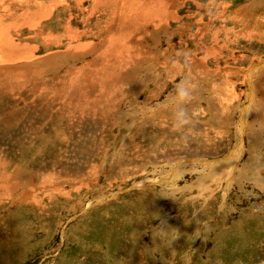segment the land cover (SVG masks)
<instances>
[{"label":"rangeland","instance_id":"rangeland-1","mask_svg":"<svg viewBox=\"0 0 264 264\" xmlns=\"http://www.w3.org/2000/svg\"><path fill=\"white\" fill-rule=\"evenodd\" d=\"M2 1L10 38L43 61L30 84H61L62 103L0 96V264H264V104L240 110L264 65V0ZM112 54L131 78L98 63ZM112 76L129 83L116 104L72 96Z\"/></svg>","mask_w":264,"mask_h":264},{"label":"bare ground","instance_id":"bare-ground-1","mask_svg":"<svg viewBox=\"0 0 264 264\" xmlns=\"http://www.w3.org/2000/svg\"><path fill=\"white\" fill-rule=\"evenodd\" d=\"M65 1V0H64ZM80 1V0H79ZM122 1V0H121ZM163 1V0H162ZM167 1V0H166ZM0 2L2 3V4H4V2L2 1V0H0ZM137 2H139V1H137ZM69 3V2H68ZM104 3H106V2H104ZM110 2H108V4H109ZM118 3V2H117ZM134 3V2H133ZM147 3V2H146ZM163 3H166V2H163ZM168 3V2H167ZM166 3V4H167ZM129 4V3H128ZM132 4V3H131ZM131 4H129V6H130V9H132L133 8V6L131 5ZM135 4V3H134ZM133 4V5H134ZM137 4V3H136ZM139 4V3H138ZM142 4V3H141ZM150 3H148L147 5H149ZM158 4V3H157ZM105 5V4H104ZM114 5V4H113ZM151 5H152V3H151ZM150 5V6H151ZM2 6V5H1ZM40 6V5H39ZM101 6V5H100ZM102 6H103V4H102ZM112 6V5H111ZM120 6V5H119ZM132 6V7H131ZM149 6V7H150ZM161 6H162V4H161ZM97 7V6H96ZM115 7H116V5H115ZM121 7V6H120ZM134 7H136L135 5H134ZM158 7V6H157ZM167 7H169L168 5H167ZM39 8V7H38ZM98 8V7H97ZM102 8V7H101ZM112 8V7H111ZM138 9H139V7H137ZM136 8V9H137ZM142 8V7H141ZM154 7L152 6V9H153ZM162 8V7H161ZM45 9V8H44ZM44 9H42V10H44ZM5 10V9H4ZM41 10V11H42ZM121 10H123V9H121ZM134 10V9H133ZM133 10H132V12H133ZM140 10V9H139ZM146 10H148V9H146ZM146 10H145V12L144 13H146ZM47 11V10H46ZM114 11H116V10H114ZM142 11V10H141ZM165 11H166V9H165ZM111 12V11H110ZM131 12V11H130ZM140 12V11H139ZM138 12V13H139ZM168 12V11H167ZM49 13V12H48ZM129 13V12H128ZM142 13V12H141ZM140 13V14H141ZM149 13V12H148ZM155 13V12H154ZM134 13H132V15H133ZM136 14V13H135ZM143 14V13H142ZM151 14V13H150ZM119 15V14H118ZM145 14H143V16H144ZM52 16V15H51ZM134 16H136V15H133V17ZM142 15H141V17H143ZM150 16H153V15H150ZM44 17V16H43ZM43 17H41L42 19H43ZM50 17V16H49ZM145 17H147V16H145ZM144 17V18H145ZM104 18V17H103ZM124 18H126V17H124ZM137 17H135L134 18V20L136 19ZM148 18H150L149 17V14H148ZM154 18V17H153ZM156 18V17H155ZM158 18V17H157ZM119 19H121V18H119ZM152 19V18H151ZM151 19L149 20V22L148 23H151V22H153V19H152V21H151ZM46 20V19H45ZM118 20V19H117ZM128 20V19H127ZM131 20V19H130ZM141 20V19H140ZM148 20V19H147ZM159 19H156L155 20V22H157ZM161 20V19H160ZM159 20V21H160ZM114 21V20H113ZM119 21V20H118ZM124 21H126L125 19H124ZM158 21V22H159ZM161 21H163V20H161ZM6 22V21H5ZM112 22V21H111ZM123 22V21H122ZM142 22H144L143 24L147 27V26H149V25H146V23L147 22H145V19H144V21H142ZM152 23L153 25L154 24H156V23ZM113 23V22H112ZM115 23V22H114ZM121 23V22H120ZM131 23V22H130ZM134 23V22H133ZM68 24V23H67ZM110 24L111 23H109V25L108 26H110ZM117 24V23H116ZM142 24V23H141ZM159 24V23H158ZM260 24V23H259ZM4 24H2V20H1V17H0V82H1V89L4 91V92H2V93H0V96L1 97H3L4 95H7V94H9V93H11V92H14V90L15 89H18L20 92H24V91H28V94L29 95H27V96H23L22 94V97H25V99L26 98H29V101H28V104H33V106L35 107V103L36 102H38V101H36V98H37V96L39 95V94H42L43 92H46V93H48V91H47V88H49V87H47L46 88V85H44V87H43V89H40L37 85L36 86H32L30 83H34L35 81H36V79H37V77H35V78H33L32 76L31 77H29V73H30V69H32V68H34V66L31 68V67H29V66H32L33 64L35 65V66H40L42 63L41 62H43V61H33L32 60V57L34 56V54H33V51L31 50V49H29V48H27V47H25V46H21L20 44H18V43H16L15 42V40H13V39H11L12 37H11V35L9 34L10 33V30H11V27H5V26H3ZM10 25V24H9ZM115 25V24H114ZM124 25V24H123ZM132 25V24H131ZM153 25H152V28H153ZM11 26V25H10ZM26 26V25H25ZM112 26V25H111ZM129 26V25H128ZM134 26V25H133ZM145 26H143V27H145ZM155 26V25H154ZM157 27H158V25H156ZM155 26V28L157 29V27ZM162 26V25H161ZM115 27V26H114ZM122 28H123V26H121ZM145 27V28H146ZM71 28V27H70ZM69 28V29H70ZM111 28V27H110ZM120 28V27H119ZM141 28H142V25H141ZM160 28V27H159ZM68 29V30H69ZM117 29V28H116ZM115 29V30H116ZM155 29V30H156ZM14 30V29H13ZM16 30V29H15ZM54 30V29H53ZM66 30V29H65ZM73 30H74V28H73ZM113 30V29H112ZM141 30H143V29H141ZM146 30H149V28H147ZM253 30V29H252ZM51 31V30H50ZM76 31H77V29H76ZM76 31H75V33L74 34H76ZM114 31V30H113ZM126 31V30H125ZM52 32V31H51ZM57 33H58V31H57ZM67 33H69L68 31H67ZM109 33V32H108ZM130 34V33H129ZM148 34V33H147ZM64 35V34H63ZM110 35H111V33H110ZM110 35H109V38H111L110 37ZM133 35H135V34H133ZM139 35V34H138ZM48 36H50V35H48ZM52 36V35H51ZM11 37V38H10ZM64 37V36H63ZM135 37H136V35H135ZM48 38V37H47ZM46 38V39H47ZM53 38H54V35H53ZM56 38H57V36H56ZM109 38H107V39H109ZM114 38V37H113ZM134 38V37H133ZM140 38V37H139ZM139 38H137L138 40H139ZM75 39H78V38H75ZM146 39V38H145ZM49 40V39H48ZM58 40V39H57ZM62 40V39H61ZM68 41V40H67ZM107 41V40H106ZM116 41H118V40H116ZM125 41V40H124ZM132 41H134V39H132ZM140 41V40H139ZM47 42V41H46ZM113 42V41H112ZM119 42V41H118ZM117 42V43H118ZM49 43V42H48ZM71 43H73V42H71ZM103 43V42H102ZM114 43H115V40H114ZM114 43H111V44H113V46H114ZM120 43V42H119ZM122 43V42H121ZM145 43V42H144ZM80 44V46H81V43H79ZM106 44V43H105ZM108 44V43H107ZM138 44V43H137ZM109 45V44H108ZM120 45V44H119ZM26 46H28V45H26ZM109 46H111V45H109ZM109 46H107V47H109ZM127 46V45H126ZM29 47V46H28ZM68 47V46H67ZM72 48H70L71 49V51L73 52H75V50L77 49V50H79L78 48H77V46L75 45V46H71ZM76 47V48H75ZM117 47V46H116ZM120 47H122V45L120 46ZM120 47H119V50H120ZM138 46H136V48H137ZM147 47V46H146ZM34 48H36V47H34ZM33 48V49H34ZM38 48H40V50L39 51H41L42 50V47L41 46H38ZM75 48V49H74ZM114 47H112V49H113ZM123 48V47H122ZM126 49L128 48V47H125ZM124 48V49H125ZM132 48V50L134 49L133 47H131ZM130 48V49H131ZM135 48V49H136ZM140 48V47H139ZM143 48V47H142ZM85 49V48H84ZM92 49V48H91ZM111 49V48H110ZM111 49V50H112ZM118 49V48H117ZM124 49H122V50H124ZM143 49H145V48H143ZM36 50V49H35ZM76 50V51H77ZM83 50V49H82ZM93 50V49H92ZM99 50V49H98ZM108 49H106V51H107ZM94 51V50H93ZM104 51V53H106L105 52V50H103ZM113 51V50H112ZM127 53L129 52V50L127 51V50H125ZM138 51V50H137ZM65 52V51H64ZM92 52V51H91ZM98 52V51H97ZM108 52H110V51H108ZM107 52V53H108ZM114 52V51H113ZM66 53V52H65ZM64 53V54H65ZM94 53V52H93ZM112 53V52H111ZM121 53H125L124 51L123 52H121ZM120 53V54H121ZM139 53H140V51H139ZM62 54V53H61ZM95 54H97V53H95ZM101 54V53H100ZM136 53H134V57L136 56L135 55ZM33 55V56H32ZM106 55V57H108L110 54L108 53V54H105ZM108 55V56H107ZM113 55V54H112ZM126 55V54H125ZM128 55H130V54H128ZM65 56H67V55H65ZM71 56V54H69V56L67 57V58H72V56ZM98 56V55H97ZM96 55L95 56H93V57H97ZM114 56V55H113ZM117 56H119V54L117 55ZM123 56V55H122ZM122 56H119L118 58L116 57V54H115V58H112V56L108 59H104L103 58V56L101 57L100 56V59L98 60L99 62V64H105V66H104V68H107L108 66L109 67H111L112 69V71H114L113 73H115V74H121L126 80H128L129 78H131V77H129V76H127L128 75V70L123 66V65H126L125 63H127L128 61H129V63H128V66L132 63L133 64V62L132 61H130L131 59V57L128 59V58H125L124 57V59L127 61V62H125L124 64H122L121 63V58L120 57H122ZM138 56V55H137ZM136 56V57H137ZM141 56H142V54H141ZM147 56V55H146ZM49 57V56H48ZM47 57V58H48ZM133 57V60H135V58ZM143 57V56H142ZM50 58H53L52 59V61L53 62H55V63H62V62H64L63 60H64V58L62 57L61 59L58 57V55L56 56V55H51V57ZM57 58H59V60L57 59ZM66 58V59H67ZM98 58H99V56H98ZM137 58H139V56L137 57ZM149 58V57H148ZM19 59H23L24 61H25V63H24V68H25V71H24V69L23 68H20L21 70H17V69H15L14 67V69L15 70H17L16 72L14 71V69L13 68H10V66H13L12 65V62H14V61H17V60H19ZM76 59V58H75ZM91 59H94V58H91ZM144 59V58H143ZM143 59H141V60H143ZM160 59V58H159ZM165 60H166V58H164ZM194 59V58H193ZM95 60V59H94ZM100 60H101V62H100ZM165 60H163L162 62H161V64L164 66L165 65V67H167V65H166V63L164 64V62H165ZM57 61H59V62H57ZM139 61V60H138ZM23 62V61H22ZM91 62V61H90ZM93 62V61H92ZM134 62H136V61H134ZM255 62H259V61H255ZM150 63V62H149ZM148 63V64H149ZM189 63V62H188ZM19 64V63H18ZM46 64V63H45ZM69 64H71V63H69ZM86 64V63H85ZM88 64H89V62H88ZM88 64H87V67H89L88 66ZM91 64V63H90ZM92 64H96V61H95V63H92ZM59 65V64H58ZM63 65V64H62ZM66 65V64H65ZM97 65V64H96ZM135 65V64H134ZM133 65V66H134ZM260 65H263V64H260ZM42 66V65H41ZM60 66V65H59ZM131 66V65H130ZM52 67H53V65H52ZM108 67V68H109ZM201 67V66H200ZM43 68V67H42ZM45 68V67H44ZM50 68V67H49ZM61 68V67H60ZM85 68V67H84ZM90 68H93L92 66L90 67ZM89 68V70H91ZM107 68V69H108ZM128 68H130V67H128ZM254 68H255V70H253V68H252V73H249L248 75L249 76H246L245 77V80H246V82H247V84H249L250 86H252V87H247L246 86V99L247 100H249L246 104H244V105H241L240 106V110H241V112H242V116H241V120H242V122H244V120L246 119L245 118V116L247 115V113H249V112H251L252 110H254V109H257V108H260L261 110H262V108L260 107L261 105L263 106V104H264V65L263 66H258V64H256L255 66H254ZM47 69V68H46ZM58 69V68H57ZM86 69V68H85ZM34 70V69H33ZM32 70V71H33ZM49 70L50 69H48L47 71L49 72ZM88 70V69H87ZM89 70L87 71V72H89ZM98 70V69H97ZM165 70V69H164ZM166 70H168V69H166ZM14 71V72H13ZM56 71V70H55ZM76 72H80V71H83L84 72V70H78V69H76L75 70ZM74 71V72H75ZM94 71H96V70H94ZM111 71V72H112ZM118 71H119V73H118ZM39 70H35V72H34V74L33 75H36V76H38V74H39ZM46 71H45V69H44V71H41L40 73H45ZM74 72H72V73H74ZM82 72V73H83ZM92 72V71H91ZM174 72V71H173ZM108 73V72H107ZM32 74V73H31ZM30 74V75H31ZM77 74V73H76ZM101 74V73H100ZM69 75L71 76L72 74H70L69 73ZM75 75V74H74ZM91 75H92V78H90V79H93V72L91 73ZM102 76H103V74H101ZM130 75V74H129ZM230 75V74H229ZM43 76V75H42ZM41 76V77H42ZM87 76V75H86ZM100 76V75H99ZM111 76V75H110ZM109 76V77H110ZM66 77V76H65ZM74 77V76H73ZM84 77V76H83ZM82 77V78H83ZM96 78L98 77V76H95ZM106 77V76H105ZM108 77V78H109ZM167 77V76H166ZM216 77V76H215ZM40 78V77H39ZM85 78V77H84ZM86 78H88V77H86ZM95 78V79H96ZM100 77H98L97 79H99ZM108 78H106V80H108ZM117 78V77H116ZM115 78V76H112L111 77V87L112 88H114V90L115 91H111V93L110 94H108L109 93V91L112 89L111 87H110V85H109V87H110V89H107V88H105V89H103V93H105V96L103 95V93H96L97 91H98V89L97 90H95L96 92H91V91H82L81 89H80V91H77V90H73L74 92V94L72 93V96L75 98V96L76 95H78V94H81L82 93V95H83V98L85 99V101L87 102V104L88 105H94V106H98V107H101V105H105V104H103V102L101 101V98L104 100V101H108L109 99H112V101L116 104V100H117V98L119 97L118 96V93L121 91L120 90V86H129V83L128 82H126L125 83V81H124V84H122V85H120V81L119 82H116L114 79H116ZM3 79V80H2ZM61 79V78H60ZM101 79V78H100ZM102 79H103V77H102ZM101 79V80H102ZM118 79H120V77L118 78ZM117 79V80H118ZM122 79V78H121ZM214 79V78H213ZM225 79V78H224ZM148 80V79H147ZM245 80H244V82H245ZM5 81V82H4ZM86 81V80H85ZM95 81H98V80H95ZM103 81V80H102ZM104 81H105V79H104ZM208 81V80H207ZM60 82V81H59ZM59 82H58V85H59ZM94 82V81H93ZM92 82V84L94 85V83ZM106 82V81H105ZM108 82V81H107ZM209 82V81H208ZM228 86H230L231 85V83H230V81L227 79V80H225L224 81ZM55 83V82H54ZM53 83V84H54ZM86 83H88V82H86ZM101 83V82H100ZM104 83V82H103ZM102 83V84H103ZM166 83V82H165ZM98 84V83H97ZM102 84H100V85H102ZM105 84H107V83H105ZM108 84H109V82H108ZM246 84V83H245ZM88 85V84H87ZM90 86H91V83L89 84ZM88 85V86H89ZM162 85V84H161ZM41 86V85H40ZM85 86V85H84ZM97 86V85H96ZM107 86V85H106ZM130 86H131V84H130ZM94 87V86H93ZM92 87V88H93ZM98 87H100L99 85H98ZM102 87V86H101ZM108 87V86H107ZM75 88V87H74ZM91 88V87H90ZM103 88V87H102ZM101 88V89H102ZM228 88V87H227ZM230 88H232V87H230ZM29 89H30V91H29ZM86 89H87V87H86ZM123 89V88H122ZM229 89V88H228ZM5 90H9V91H5ZM79 90V89H78ZM100 90V89H99ZM113 90V89H112ZM72 91V90H71ZM230 91V90H229ZM50 92H52L53 93V97H57L58 99H59V102L60 103H62V99H61V84L59 85V86H56V84L55 85H53V87H52V89L50 90L49 89V93ZM241 92H243V91H241ZM48 93V94H49ZM88 93H92V94H95V98H93V97H90V98H87V94ZM34 94V95H33ZM37 94V96H35ZM124 94V93H123ZM25 95H26V93H25ZM49 95H51V93L49 94ZM33 96V97H32ZM64 96V95H63ZM5 97V96H4ZM42 97V96H41ZM71 97V96H70ZM121 97V96H120ZM119 97V98H120ZM64 98H67V96L65 97L64 96ZM64 98H63V100H64ZM38 99V98H37ZM40 100V99H39ZM43 100V99H42ZM9 101V100H8ZM26 101H27V99H26ZM47 101V99H44V101H42V104H43V109L44 108H46L45 107V102ZM70 101H72V102H74L73 100H71L70 99ZM41 103V102H40ZM39 103V104H40ZM63 103H64V101H63ZM68 104V103H67ZM119 104V103H118ZM31 106V105H30ZM77 106V105H76ZM66 107V106H65ZM97 107V108H98ZM41 108V107H40ZM42 109V110H43ZM35 110V109H34ZM45 110V109H44ZM40 111V110H39ZM262 111H264V109L262 110ZM254 113H255V111H254ZM253 113V114H254ZM260 113V112H259ZM71 114H68V118H71ZM84 116H88V113L87 114H83V113H81L80 114V117H84ZM90 116V115H89ZM73 118H74V116H73ZM240 123H241V121H240ZM239 123V124H240ZM242 124V123H241ZM78 126V125H77ZM157 126V125H156ZM79 127V126H78ZM81 127V126H80ZM243 127H244V123H243ZM104 128V127H103ZM240 129H242V127L241 126H239V132H240ZM238 130V129H237ZM97 134V133H96ZM88 137V136H87ZM71 141V140H70ZM84 141H85V139H84ZM91 145H92V143H91ZM239 147H241V149H242V144L240 143L239 144ZM244 147V146H243ZM69 148V147H68ZM240 149V148H239ZM87 151V150H86ZM91 151V150H90ZM68 152V151H67ZM83 152H85V151H83ZM69 153V152H68ZM80 154V153H79ZM83 154V153H82ZM232 155V154H231ZM24 156V155H23ZM225 160V159H224ZM228 160V159H227ZM227 160H225V161H227ZM81 161V160H80ZM225 161H222V162H218V163H216V164H218V165H221V164H223ZM216 162V161H215ZM9 163V162H8ZM84 163V162H83ZM194 164V163H193ZM208 164V163H207ZM208 165H210V163L208 164ZM211 166V165H210ZM209 166V167H210ZM216 166V165H215ZM235 166V165H234ZM233 166V167H234ZM181 167V166H180ZM211 167H213V166H211ZM236 167V166H235ZM10 168V167H9ZM80 168H86V167H82V166H80ZM216 168V167H215ZM230 168V167H229ZM214 169V168H213ZM232 169V168H231ZM236 169V168H235ZM235 169H233V170H235ZM180 170V169H179ZM83 171V170H82ZM229 171V170H228ZM14 172V171H13ZM79 172V171H78ZM218 172V171H217ZM18 173V172H17ZM74 173V172H73ZM178 175V174H177ZM176 175V176H177ZM228 175V174H227ZM231 175V174H230ZM70 177V176H69ZM172 177V176H171ZM2 178V177H1ZM77 178V177H76ZM69 179H71V178H69ZM7 180V179H6ZM168 181V180H167ZM2 182V181H1ZM10 182V181H9ZM3 183V182H2ZM18 183H19V181H18ZM1 184V183H0ZM5 184H8L7 182L5 183ZM5 184H3V185H5ZM14 184H16V183H14ZM2 185V184H1ZM12 185V184H11ZM22 186V185H21ZM1 189V188H0ZM3 198V197H2Z\"/></svg>","mask_w":264,"mask_h":264}]
</instances>
